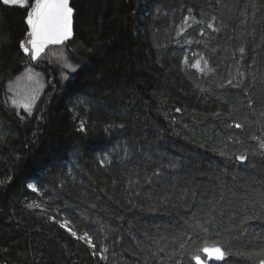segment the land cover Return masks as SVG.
Listing matches in <instances>:
<instances>
[{
  "label": "trees",
  "instance_id": "obj_1",
  "mask_svg": "<svg viewBox=\"0 0 264 264\" xmlns=\"http://www.w3.org/2000/svg\"><path fill=\"white\" fill-rule=\"evenodd\" d=\"M33 2L0 0V264L264 261V0H72L67 83L21 51Z\"/></svg>",
  "mask_w": 264,
  "mask_h": 264
},
{
  "label": "water",
  "instance_id": "obj_2",
  "mask_svg": "<svg viewBox=\"0 0 264 264\" xmlns=\"http://www.w3.org/2000/svg\"><path fill=\"white\" fill-rule=\"evenodd\" d=\"M75 15L72 0H34L28 10V32L21 43L25 57L38 61L51 47L67 44L75 38ZM196 264H221L225 250L221 246H207ZM260 264H264L262 261Z\"/></svg>",
  "mask_w": 264,
  "mask_h": 264
},
{
  "label": "rangeland",
  "instance_id": "obj_3",
  "mask_svg": "<svg viewBox=\"0 0 264 264\" xmlns=\"http://www.w3.org/2000/svg\"><path fill=\"white\" fill-rule=\"evenodd\" d=\"M9 5L26 7L30 0H3ZM66 45L51 47L41 57L43 63L57 68L64 83L71 81L81 65L71 62ZM48 88L47 74L36 67L28 66L7 83L6 100L19 116H32ZM34 189V186H32Z\"/></svg>",
  "mask_w": 264,
  "mask_h": 264
}]
</instances>
